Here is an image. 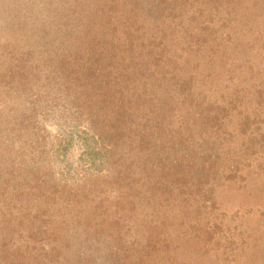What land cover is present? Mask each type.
I'll use <instances>...</instances> for the list:
<instances>
[{"label": "trees", "instance_id": "1", "mask_svg": "<svg viewBox=\"0 0 264 264\" xmlns=\"http://www.w3.org/2000/svg\"><path fill=\"white\" fill-rule=\"evenodd\" d=\"M0 14V264H262L264 0Z\"/></svg>", "mask_w": 264, "mask_h": 264}, {"label": "rangeland", "instance_id": "2", "mask_svg": "<svg viewBox=\"0 0 264 264\" xmlns=\"http://www.w3.org/2000/svg\"><path fill=\"white\" fill-rule=\"evenodd\" d=\"M0 18H1V14H0ZM3 25H4V23H3ZM3 35H6V33ZM0 37H1V32H0ZM5 106H8V103H6V102L0 103V108H3ZM84 151H85V147H84L83 143L79 139L74 138L72 145L69 148L68 154L65 158V161L68 164H70V166H71V169L69 172H70L71 176L74 178H78L80 175H85L88 172V169L84 168L85 163L82 160V154L84 153ZM61 167H63V164H56V168L59 169ZM256 194H257V196H256L255 201L258 202L261 206V204H263V202H264V199L262 198V194L258 191L256 192ZM252 199H253V197L251 198V197H247V196H244V199H243V197H241L235 193H230L229 196L227 198H225L226 203L230 207H233L239 201H242L243 203H246L249 205L251 203ZM261 252H262L261 258H259L258 261H262V264H264V249ZM92 254L95 255V253H92ZM89 264H104V263L97 260L94 263H89ZM211 264H214V263H211Z\"/></svg>", "mask_w": 264, "mask_h": 264}]
</instances>
